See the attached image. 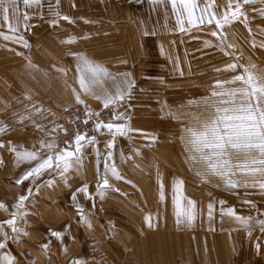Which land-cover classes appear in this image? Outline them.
I'll return each instance as SVG.
<instances>
[{
    "label": "rangeland",
    "instance_id": "rangeland-1",
    "mask_svg": "<svg viewBox=\"0 0 264 264\" xmlns=\"http://www.w3.org/2000/svg\"><path fill=\"white\" fill-rule=\"evenodd\" d=\"M168 1L59 0L57 5L56 0H41L39 7L25 8L23 0H17L20 26L15 36H23L29 47L0 35V125L7 126L0 133V143L4 144L0 148V204L6 209H0V224L15 212L16 227L21 231L13 233L4 224L8 238L0 235V243L5 244L0 248V264H7L9 259L13 264H73L77 260L82 264H215L220 262L221 255H234L224 264H264V232L258 223L264 220V195L258 186L228 189L219 177L203 182L196 174L200 165L186 162L188 153L182 140L185 127L198 126L196 118L203 119L211 111L203 98L210 95L217 80L242 74L243 68L251 64L256 65L253 72L264 74V48L259 47L264 40V16L260 11L264 3L255 0L244 5L247 27L242 18L226 25L221 45L217 37L210 35L211 31L221 30L215 28L214 22L208 25L207 17L197 27L188 25L185 18V31H180L177 17L175 21L168 10ZM208 2L196 0L202 7ZM226 5L225 0H213L211 11L220 16ZM133 7L167 12V32L153 23L151 32L137 30V41L144 37L148 47L122 46L128 43L130 33L120 27L119 14ZM24 13L29 16L27 21L23 20ZM63 16L72 22L61 19ZM0 33L13 36L2 14ZM253 40L256 47L252 46ZM160 43L164 46L160 47ZM227 44L234 47L227 48ZM226 51L231 55H225ZM77 52L110 73L131 74L127 77L134 83L131 95L119 105L104 109L93 96L80 93L90 110L100 112L101 120L109 122L119 117L114 122L132 129L126 136H117L111 149H106L111 135L105 129L94 130L95 118L83 123L84 105L75 103L72 91L77 89L75 80L72 79L71 88L65 86L69 83L65 78L77 63L71 54ZM29 61L35 67H29ZM228 62L240 67L223 71ZM53 65L67 69V75L56 71ZM216 68L222 70L217 72ZM108 86L115 90L111 81ZM43 93L54 100L50 108L43 107L42 100L41 106L32 104L35 96ZM21 116L28 119L20 123ZM78 132L96 137V144L84 146L80 160L86 161L90 151L96 158L97 149L100 153L99 162H92L90 171L94 175L87 178L86 184L78 185L70 171L61 176L56 168L38 179L16 183L35 162H18L12 148L18 152L38 151L46 157L50 153L41 148L43 141L54 143V151L69 145L74 151ZM107 152H111L110 158ZM105 162L109 166L115 164L122 179L112 176L109 169L110 188L101 195L97 191L98 173L105 174ZM231 178L241 185L264 179L259 174L239 171ZM49 180L53 181L54 191L40 193V185L48 186ZM177 181H183L184 203L189 199L196 202L197 216L191 224L183 219L177 223ZM85 185L87 195L77 191ZM21 196L27 199L18 209ZM244 200L252 204H244ZM229 209H235L239 216L253 218L251 235L227 215ZM146 217L151 218L152 227ZM53 232L61 236H53ZM44 244L48 245L47 250L43 249Z\"/></svg>",
    "mask_w": 264,
    "mask_h": 264
},
{
    "label": "snow or ice",
    "instance_id": "snow-or-ice-1",
    "mask_svg": "<svg viewBox=\"0 0 264 264\" xmlns=\"http://www.w3.org/2000/svg\"><path fill=\"white\" fill-rule=\"evenodd\" d=\"M57 5L59 0H56ZM154 3L160 2V0H153ZM172 11L177 14V24L180 26V31H185L184 17H187L188 25L197 27L205 23V17H207V24L212 25L215 23V28L218 31H211L210 35L217 37L220 44L223 45L225 41V34L223 29L226 25L243 19L245 27H247L248 17L244 11V5H250L255 0H228L226 5V11L217 16V14L211 11L213 7V0L206 3L202 8L196 3V0H169ZM264 3V0H261ZM25 8L36 5L40 6L41 0H23ZM197 11L200 15L197 16ZM261 15L264 16V9H261ZM11 13V15H10ZM0 14L3 16V20L7 25L8 31L13 34L9 36L3 33L5 40L14 39L15 42L22 43L24 47H29L27 41L23 36L16 37L15 33L18 32L20 26V14L17 0H0ZM59 15V13H56ZM63 20H69V17H60ZM29 16L27 13L23 14V20L27 21ZM15 21V23H13ZM25 30L28 25L24 24ZM249 35H251V29H248ZM148 34V33H145ZM72 43L71 40L67 41ZM253 47H256V42L253 40ZM227 48L234 47L232 44H227ZM260 48H264V40L259 44ZM76 58V68L74 80L79 85V91L72 89L75 103L77 105H84V124H87L90 119L95 118V131L100 132L102 129L107 130L112 139L106 144V149H111L114 146L115 138L117 136H126L132 129L127 124L114 122L119 117H113V120L104 122L101 120L100 112H94L89 109L86 102L81 99L80 93L93 96L95 99L101 102L104 109L110 108V106L121 104L126 96L131 95V89L134 87V83L127 80L130 73L113 74L108 71L106 67L90 59L83 53H72ZM225 55H231L229 52H225ZM29 67H35L29 61ZM56 71L67 75V69L61 68L57 65H53ZM240 66L237 63L228 62L224 66L223 71H235ZM256 68L255 64L246 66L243 68V73L239 75H233L228 80H217L213 85V90L209 96L203 98V102L211 109V111L203 118L197 117L198 126L185 127L184 136L182 140L185 143V151L188 153L186 162H194L200 165L197 168L196 174L205 183L209 182L211 177H219L223 180L225 187L228 189H236L243 186L244 188L258 186L260 194L264 195V179L259 181L253 180L251 184L247 181L241 185L237 181H234L231 177L236 175V172L249 174L255 176L259 174L264 177V74H257L252 71ZM220 72L221 68L215 69ZM118 77H124L125 79H118ZM112 82V91L108 82ZM227 85H238L236 87H226ZM25 99L30 97L25 96ZM38 109L37 111H40ZM67 110V109H65ZM122 115V114H121ZM28 117L21 116L18 122L23 123ZM77 119H79L77 117ZM7 130V126L0 125V133ZM53 132L56 128L52 129ZM11 142L9 141V144ZM75 149L70 150L71 145L68 148L60 151H54L56 145L54 143L41 142V148H47L50 154L46 157L41 155L38 151H21L18 152L15 148L11 151L16 152L17 160L27 163H34V166L26 171L20 179H17L16 183L21 184L29 178L38 179L45 172L50 169H59L61 176L64 175L72 166V164L80 162L79 154L86 144H96V137L89 136L87 133L75 135ZM4 144L0 143V148H3ZM97 160L99 162L100 153L97 149ZM111 157V152L106 153ZM75 158V160H73ZM3 160L0 159V164ZM111 171V175L116 179H122L115 164L108 165L105 162V174L100 176L98 173L97 191L103 195L105 189L110 188L108 171ZM53 184L52 180L48 181V186ZM174 204L176 207L177 223L181 222V219L191 224L197 216L196 202L193 200H187L184 203V198L181 193L183 191V181H177L175 185ZM31 189H29V192ZM78 192L88 194V186L77 189ZM161 199H163V183L160 182ZM247 194V193H246ZM26 196H21L16 207L19 209L26 201ZM76 199L75 194L72 197ZM244 204H252V201L244 200ZM223 204V201H221ZM209 217L212 216L213 205L209 206ZM0 209H5V205L0 204ZM6 210V209H5ZM222 214L223 209L221 210ZM227 215L233 217L237 222L242 224L251 235V229L253 224L252 217H244L236 214L235 209H229ZM146 222L149 227H152L151 218L146 217ZM260 224L261 231L264 232V220L258 222ZM13 233L20 232L21 230L16 227L17 218L16 213H11V218L4 222ZM4 224H0V235H3L7 240L8 233L3 231ZM23 235H29L27 232H23ZM53 236L60 237L61 233L53 232ZM5 244L0 243V248H4ZM43 249L47 250L48 245L44 244ZM260 245H257L259 251ZM7 264H13V261L9 259ZM34 264V262H33ZM73 264H82L81 261H73Z\"/></svg>",
    "mask_w": 264,
    "mask_h": 264
},
{
    "label": "crops",
    "instance_id": "crops-1",
    "mask_svg": "<svg viewBox=\"0 0 264 264\" xmlns=\"http://www.w3.org/2000/svg\"><path fill=\"white\" fill-rule=\"evenodd\" d=\"M225 2L227 3L228 0H225ZM168 10L171 11V13L173 14L174 20L176 21V17L177 14H174L172 11V6L170 4V2L168 1ZM202 8V6H200ZM197 16L200 15V12L197 11L196 13ZM187 17H184V19ZM167 12H162V11H152L149 9H136L135 7L129 9L127 12L125 10H121V13L119 14V24L121 28H124L125 31H127V33L129 32L130 35L128 37L127 42L125 44H122V46L124 47H148L149 43L144 40V37L142 40H139V42L137 41V30H140V32H146V31H152V25H160V30L164 29V32H167L166 26H167ZM163 20L164 23L163 24ZM205 21H206V17H205ZM153 23V24H152ZM116 27V25L114 26ZM113 32H115V30H113ZM144 40V41H143ZM142 41V43H141ZM120 46V45H119ZM159 46H164L161 45V43L159 44ZM73 74V75H72ZM76 73H75V67L73 68V72H70L69 75H67V77L65 79H67L69 81V83L65 84V86L71 88V81L72 79H74ZM77 85V89H79V85L78 83H76ZM55 92L54 90L52 91L51 97L54 98ZM35 100L32 101L33 105L38 104L39 106H41V102L40 100H42L43 103V107L45 106H49V108L53 105L54 100L50 98L49 95H47L46 93H43L42 96L37 95L35 96ZM28 100V99H27ZM22 103L24 102V100L21 101ZM19 138V137H18ZM17 138V139H18ZM97 141H101V139H98ZM90 155H87L86 157V161L84 160H80L79 163H73L71 168L68 170L71 173L74 174L75 179L74 181H79L78 185H82V184H86L87 183V178L90 176H93V170L91 168L92 162H94L95 160H97L96 157H94V154L90 151L89 153ZM103 155V154H102ZM85 179V180H84ZM42 188L40 189L39 187V191L40 193L43 192H48L54 191V187L51 185L50 187L47 186L46 184H42L40 185ZM82 197V195H81ZM45 201H47V198H43ZM232 257H234V255L230 256V255H221V260L220 262H216L215 264H224L226 261H230L229 259L232 260Z\"/></svg>",
    "mask_w": 264,
    "mask_h": 264
},
{
    "label": "built area",
    "instance_id": "built-area-1",
    "mask_svg": "<svg viewBox=\"0 0 264 264\" xmlns=\"http://www.w3.org/2000/svg\"><path fill=\"white\" fill-rule=\"evenodd\" d=\"M88 129H86V131H87Z\"/></svg>",
    "mask_w": 264,
    "mask_h": 264
}]
</instances>
